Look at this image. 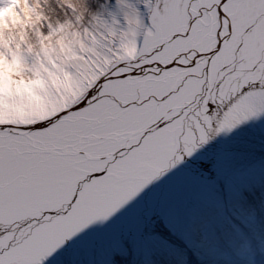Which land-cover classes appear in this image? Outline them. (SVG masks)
<instances>
[{
    "label": "snow or ice",
    "instance_id": "6c2138e0",
    "mask_svg": "<svg viewBox=\"0 0 264 264\" xmlns=\"http://www.w3.org/2000/svg\"><path fill=\"white\" fill-rule=\"evenodd\" d=\"M0 264H264V0H0Z\"/></svg>",
    "mask_w": 264,
    "mask_h": 264
},
{
    "label": "bare ground",
    "instance_id": "6f19581e",
    "mask_svg": "<svg viewBox=\"0 0 264 264\" xmlns=\"http://www.w3.org/2000/svg\"><path fill=\"white\" fill-rule=\"evenodd\" d=\"M11 15V14H10Z\"/></svg>",
    "mask_w": 264,
    "mask_h": 264
}]
</instances>
